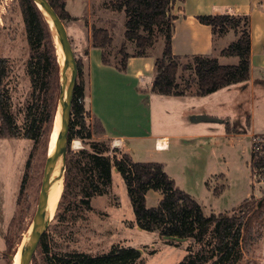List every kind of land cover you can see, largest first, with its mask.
I'll use <instances>...</instances> for the list:
<instances>
[{
  "label": "trees",
  "instance_id": "1",
  "mask_svg": "<svg viewBox=\"0 0 264 264\" xmlns=\"http://www.w3.org/2000/svg\"><path fill=\"white\" fill-rule=\"evenodd\" d=\"M63 22L76 21L66 11L65 0H46ZM30 56L26 73L31 87L32 105L26 110L22 131L11 113V102L4 81L9 77L8 61L0 58V138L22 136L37 144L41 139L47 155L49 138L57 110V82L59 64L51 31L31 0H19ZM173 0H111L109 8L123 13L124 43L118 53L120 61L111 63L107 49L112 37L107 29L84 25L90 31V47L102 51L104 65H113L124 71L131 57H146L158 36L163 37V50L154 62L155 77L151 92L161 96H183L193 94L206 96L222 88L248 82L250 78V21L245 15H201L198 23L210 27L214 38L232 32L235 40L220 51L221 57H234L236 65H220L214 57L193 56L190 64L181 65L180 58L171 50V37L175 16L171 14ZM133 45L128 54L125 44ZM87 50L85 51V55ZM190 70L191 75L177 82L179 69ZM82 78V68L77 63V79ZM76 79V81H77ZM86 90L83 82L75 85L67 134V152L64 161L63 189L53 220L57 223L70 222L75 213L90 211V199L101 196L111 185L113 170L120 175L126 187L133 210L134 223L139 230L156 232L160 240L179 246L183 242L164 240L177 238L187 242L185 254L178 264H250L245 261L247 241L257 233L264 220V198L255 200L253 195L238 206L218 214L206 215L201 204L179 189L165 173L163 165L154 162H134L131 157L110 149L108 142L93 140L94 132L86 123L88 115L83 100ZM81 100V103H78ZM96 122L99 135H104L101 123ZM73 139L83 142L86 148L72 152L69 143ZM112 153V154H110ZM72 169L83 172V195L70 190ZM207 186V184H206ZM158 192L161 199L155 207L146 206V193ZM214 194L219 192L214 189ZM5 244L8 245L7 239ZM39 247L48 257L46 233ZM154 253V250L149 254ZM61 264H135L141 252L131 247L113 246L108 252L96 256L85 253H64L52 256ZM52 261V260H51ZM50 261V262H51Z\"/></svg>",
  "mask_w": 264,
  "mask_h": 264
},
{
  "label": "rangeland",
  "instance_id": "2",
  "mask_svg": "<svg viewBox=\"0 0 264 264\" xmlns=\"http://www.w3.org/2000/svg\"><path fill=\"white\" fill-rule=\"evenodd\" d=\"M110 1L65 0V3L90 2L92 12L90 18L85 20L89 26L103 27L111 32L112 44L106 53L111 63H118L121 58L118 51L125 42L122 40L125 18L123 13L114 12L109 8ZM68 9L74 16L81 14V12H74L69 7ZM83 25L84 21L81 23H77V20L64 22L76 63H79L82 68V78L77 79L76 82L79 85L83 82L86 87L87 58L82 46L83 41L80 43L74 32L77 26L84 32L85 29L83 27H87ZM179 25L177 23L175 28V36L178 39L182 36ZM222 37H225L227 41L229 40L227 46L235 40L232 32H228ZM53 43L58 59L54 39ZM162 50L163 37L159 35L146 57H154L156 60L161 56ZM125 51L128 54H132L134 51L133 45L126 43ZM29 56L30 50L19 0H0V58L6 59L9 64V77L4 83L10 96L11 113L21 132H23L22 127L26 110L32 105L31 87L26 73V64ZM179 60L181 65L186 66L190 64L191 57L180 58ZM236 62V58L231 57H220L219 59L220 65L224 66L236 65ZM142 71L145 77L143 84L147 83L146 85L148 86L149 82L155 77V68L153 65L150 66L149 63H145ZM191 74L190 70H182L180 68L177 72V82L181 84L183 79L188 78ZM125 79L127 80L128 77ZM61 86L62 83L59 76L57 82V106ZM242 87L240 92L225 91L212 98L208 106L209 111L212 115L228 118L234 125H237L239 121L241 124H244L247 120L251 121L256 128V133H264V76L255 80L253 88L246 87L242 89ZM124 97L126 98V96ZM156 114L155 105H153L152 123L159 126L158 115L156 116ZM245 114H247L246 118L244 117ZM86 123L92 127L94 132L93 140H105L108 142L110 149H114L108 140L97 134L96 122L90 118L89 114L86 117ZM74 141H78L76 147L72 145ZM84 148L87 149L86 146L84 147L83 142L78 139H73L69 143V149L72 152H78ZM117 149L121 151L119 148ZM186 157L187 162L190 163L196 157L195 151L192 150ZM46 159L47 155L45 154L42 139L35 144L33 140L25 139L22 136L0 138V248L6 255L15 257L22 250L23 244L28 238L32 217L37 206ZM60 170L63 189L64 163L61 164ZM71 172L69 188L74 194L81 196L83 195V184H85L83 182V172L81 173L77 169H72ZM198 181L199 177L196 178L197 184ZM214 181L217 180L214 179ZM247 182L248 178L247 180L244 178H241V180L233 179L229 186V191L235 196L236 192L240 191L241 185L245 188L250 187L247 186ZM220 186V183L212 185L216 190L221 189ZM226 189L228 190V188ZM148 192L145 196L146 206L148 208L155 207L157 205L158 192ZM252 195L255 200L263 199L264 185L252 186ZM196 200L202 206L201 198L197 197ZM58 202L54 208L55 210L50 215H53L52 219L45 227L49 255L47 257L41 248L38 247L30 264H61L52 257L54 254L85 253L88 256H96L108 252L113 246L131 247L139 250L141 258L135 264H178L185 254L184 249L187 242H183L179 246L165 244L160 240L156 232H146L138 229L134 223L133 210L126 187L120 175L115 172L112 173L111 185L107 191L101 196H93L90 199V211L83 214L75 213L72 217L73 219L66 224H60L53 220ZM226 202L223 204L229 208L234 203L233 200ZM209 208L207 206L205 210ZM6 239L8 245L5 244ZM247 244L245 261H250V264H264V220L258 226L257 233L247 241ZM152 250H154V253L149 254Z\"/></svg>",
  "mask_w": 264,
  "mask_h": 264
},
{
  "label": "crops",
  "instance_id": "3",
  "mask_svg": "<svg viewBox=\"0 0 264 264\" xmlns=\"http://www.w3.org/2000/svg\"><path fill=\"white\" fill-rule=\"evenodd\" d=\"M66 4V10L71 17L78 19L77 23L90 18V2ZM68 7L81 14L74 16ZM171 14L176 17L171 37L172 54L179 58L198 55L214 57L218 62L220 51L227 46L229 40L222 36L214 38L210 27L198 23L196 17L224 14L248 16V82L222 88L202 97L193 94L157 95L151 92L153 80L148 86L147 83L143 84L145 77L142 68L145 63L154 67V57H131L126 61L124 71H119L113 65H104L101 60L102 51L90 47L89 28L83 27L84 33L77 26L74 32L78 41H83L84 50H87L84 107L91 119H97L101 123L104 130L102 137L110 142L112 148H119L134 162L162 164L165 173L179 189L195 199L201 198L202 209L206 215L223 213L252 195L249 140L251 135L257 133L251 121L247 120L244 124L239 121L234 125L226 117L212 115L208 106L211 99L219 93L240 92L242 86V89H251L255 86V80L264 76V0H173ZM177 23L182 31L179 39L175 36ZM109 33L111 35L110 31ZM122 36L124 42V32ZM153 105L159 126L152 123ZM198 116L220 122H198ZM244 117L246 118L247 114ZM192 150L195 151L196 157L188 163L186 156ZM240 177L246 180L248 178L247 186L250 187L241 185L240 191L233 196L229 186L233 179L241 180ZM214 183L221 185V189L217 190L218 194L213 193ZM160 199L161 195L158 193L157 203ZM231 200L234 202L232 207H225L223 203ZM207 206L210 208L205 210ZM8 256L0 248V264H12Z\"/></svg>",
  "mask_w": 264,
  "mask_h": 264
},
{
  "label": "water",
  "instance_id": "4",
  "mask_svg": "<svg viewBox=\"0 0 264 264\" xmlns=\"http://www.w3.org/2000/svg\"><path fill=\"white\" fill-rule=\"evenodd\" d=\"M37 10L42 15L45 23L50 29L51 33L54 31L58 37L61 52L62 63L59 62V76L62 83L56 115H59L58 131L55 141L54 150L50 157L47 156L45 167L42 172V179L40 191L38 194L37 206L32 217L31 226L27 240L24 242L19 264H30L31 260L39 247L42 235L45 232L44 225L45 216L47 213L48 192L50 187L51 175L57 163L63 164L67 152V134L69 129V120L71 113V106L73 101V92L77 79V63L73 54L70 41L68 39L66 28L63 22L58 18L46 0H31ZM69 74V80L65 85V76ZM55 115V117H56ZM211 121L220 122L205 116H198L196 121ZM164 240H174L176 242H184V240L177 238H163ZM8 258L13 261L14 256L9 255Z\"/></svg>",
  "mask_w": 264,
  "mask_h": 264
},
{
  "label": "bare ground",
  "instance_id": "5",
  "mask_svg": "<svg viewBox=\"0 0 264 264\" xmlns=\"http://www.w3.org/2000/svg\"><path fill=\"white\" fill-rule=\"evenodd\" d=\"M52 36L54 39V42L57 47V53H58V60L60 63H62V52L59 44L58 37L56 33L53 31ZM69 80V74L65 76V85L67 84ZM58 124H59V115L57 114L54 123H53V128L52 132L50 135V144L48 143V150H47V156L50 157L55 146V141H56V136H57V131H58ZM74 147L78 145V141H74L73 144ZM61 164L57 163L55 165L54 171L51 175L50 179V187H49V192H48V203H47V213L45 216V222L44 225H47L50 220L52 219V216H50L55 210V206L59 200V197L61 195L62 191V181H61ZM55 212V211H54ZM30 226V225H29ZM21 251L18 252V254L14 257V260L12 261V264H19V259H20Z\"/></svg>",
  "mask_w": 264,
  "mask_h": 264
},
{
  "label": "built area",
  "instance_id": "6",
  "mask_svg": "<svg viewBox=\"0 0 264 264\" xmlns=\"http://www.w3.org/2000/svg\"><path fill=\"white\" fill-rule=\"evenodd\" d=\"M71 1V0H68ZM78 100V103H81ZM250 180L254 187L264 185V133H257L250 136Z\"/></svg>",
  "mask_w": 264,
  "mask_h": 264
}]
</instances>
